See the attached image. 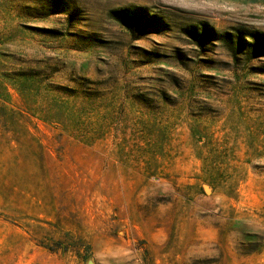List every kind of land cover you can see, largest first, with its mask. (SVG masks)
<instances>
[{"label":"rangeland","instance_id":"1","mask_svg":"<svg viewBox=\"0 0 264 264\" xmlns=\"http://www.w3.org/2000/svg\"><path fill=\"white\" fill-rule=\"evenodd\" d=\"M254 30L264 0H0V264H264Z\"/></svg>","mask_w":264,"mask_h":264},{"label":"trees","instance_id":"2","mask_svg":"<svg viewBox=\"0 0 264 264\" xmlns=\"http://www.w3.org/2000/svg\"><path fill=\"white\" fill-rule=\"evenodd\" d=\"M140 14L141 13L134 10H124L121 16L124 20V23L127 24L126 20L128 21V19L130 18H132L134 22H138V19L141 16ZM186 31L188 32V34H190V37L194 40V42L198 44H201L205 39H216L218 36L216 31L204 22H201L200 26L191 25L186 29ZM248 35L251 36L252 39L246 41V43L250 45L251 50H253L256 54L264 53V32L254 30L248 33ZM234 37L235 42L238 44L239 41L243 38L240 34H235Z\"/></svg>","mask_w":264,"mask_h":264},{"label":"clouds","instance_id":"3","mask_svg":"<svg viewBox=\"0 0 264 264\" xmlns=\"http://www.w3.org/2000/svg\"><path fill=\"white\" fill-rule=\"evenodd\" d=\"M168 3H176V4H181L182 0H166Z\"/></svg>","mask_w":264,"mask_h":264},{"label":"water","instance_id":"4","mask_svg":"<svg viewBox=\"0 0 264 264\" xmlns=\"http://www.w3.org/2000/svg\"><path fill=\"white\" fill-rule=\"evenodd\" d=\"M207 188H208V187H207ZM203 189H204V191H207V189L204 188V186H203ZM87 264H91V262H90V261H87Z\"/></svg>","mask_w":264,"mask_h":264}]
</instances>
